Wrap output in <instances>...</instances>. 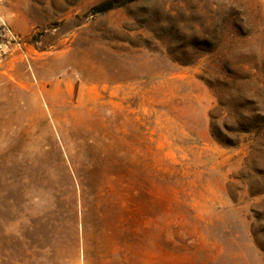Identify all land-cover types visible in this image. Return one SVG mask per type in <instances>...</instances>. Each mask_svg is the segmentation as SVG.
Masks as SVG:
<instances>
[{
	"label": "rangeland",
	"instance_id": "374dc122",
	"mask_svg": "<svg viewBox=\"0 0 264 264\" xmlns=\"http://www.w3.org/2000/svg\"><path fill=\"white\" fill-rule=\"evenodd\" d=\"M0 0V264H264V0Z\"/></svg>",
	"mask_w": 264,
	"mask_h": 264
},
{
	"label": "trees",
	"instance_id": "16d2710c",
	"mask_svg": "<svg viewBox=\"0 0 264 264\" xmlns=\"http://www.w3.org/2000/svg\"><path fill=\"white\" fill-rule=\"evenodd\" d=\"M116 6L115 0H103L91 7L92 12H104L110 8H113Z\"/></svg>",
	"mask_w": 264,
	"mask_h": 264
}]
</instances>
